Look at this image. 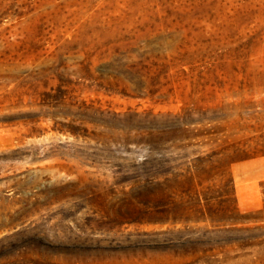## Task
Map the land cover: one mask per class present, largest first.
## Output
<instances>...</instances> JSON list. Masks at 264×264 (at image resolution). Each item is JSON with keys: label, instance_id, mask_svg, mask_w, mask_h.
Masks as SVG:
<instances>
[{"label": "rangeland", "instance_id": "obj_1", "mask_svg": "<svg viewBox=\"0 0 264 264\" xmlns=\"http://www.w3.org/2000/svg\"><path fill=\"white\" fill-rule=\"evenodd\" d=\"M0 264H264V0H0Z\"/></svg>", "mask_w": 264, "mask_h": 264}]
</instances>
